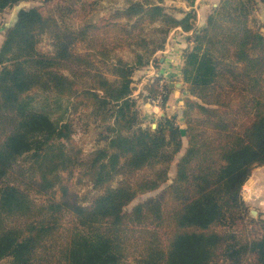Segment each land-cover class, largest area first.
<instances>
[{
  "label": "trees",
  "instance_id": "obj_1",
  "mask_svg": "<svg viewBox=\"0 0 264 264\" xmlns=\"http://www.w3.org/2000/svg\"><path fill=\"white\" fill-rule=\"evenodd\" d=\"M26 1L0 0V13L17 7L0 47V261L125 264L133 236L140 237L138 264H264V220L244 222L242 196L254 168L264 165V34L248 26L252 5L264 0H238L232 7L236 14L229 11L230 0L214 9L184 54V81L198 100L186 97L182 111L161 118L154 130L136 127L139 113L131 97L133 71L148 63L143 56L137 54L135 64L122 58L112 62L115 80L93 60L110 62L124 41L147 49L148 42L135 33L137 23L134 29L117 22L57 28L55 51L45 54L37 49L39 35L58 22ZM115 14L164 22L165 32L188 31L196 19L194 11L176 15L147 1H131ZM221 17L231 25L220 23ZM102 26L108 36L98 38V47ZM80 41H91L93 49L76 53ZM211 47L220 49L222 58ZM77 78H88L91 85L81 86ZM161 81L156 77L139 97L157 96ZM37 89L53 92L54 103L41 95L42 108L35 107L40 94L30 93ZM242 93L250 95L251 111L239 122L226 109ZM64 99L114 117L106 144L85 158L75 150L72 124L54 117ZM195 111L199 118H193ZM77 170L101 191L88 205L64 184ZM116 176L122 180L114 187ZM151 192L157 193L127 208ZM66 215L72 219L64 224ZM252 226L255 231L248 230Z\"/></svg>",
  "mask_w": 264,
  "mask_h": 264
},
{
  "label": "rangeland",
  "instance_id": "obj_2",
  "mask_svg": "<svg viewBox=\"0 0 264 264\" xmlns=\"http://www.w3.org/2000/svg\"><path fill=\"white\" fill-rule=\"evenodd\" d=\"M131 1H147L157 3L161 6L166 7L167 11H169L170 13L172 12L176 15H180V11H194L197 17L196 12L200 11V7L198 9L197 5L195 4L196 0H194L193 2H191V0H99L95 3H88L86 0H54L44 4L42 0H36V5L41 6L42 10L47 15L53 16L54 19H56L58 22L57 27H53L51 32H45L39 35L37 49L41 53L45 54H51L55 51L54 33L56 32L57 28L61 30V32H65L66 30H79L87 24L105 25L107 22H117L126 26L128 29H134L133 24L137 23L136 27L139 28L135 30V33H137L138 36L140 35V38H143L148 42L147 49L141 46L139 47L135 44H130V46L126 44L127 42L124 41L121 42L123 46L116 48L112 55L113 60H111L110 62L106 63L100 57H96L93 60L95 64L103 70V72L106 74V76H108L109 79L115 80V77L111 74L110 71L112 62L116 61L117 58H122L128 63L135 64L137 54L143 56V64L145 62L148 63L144 65H137L135 67L132 74L131 87L133 88V93L131 97L132 99L136 100V107L139 113V123L136 127L141 126L142 128H146L150 126L154 130L157 128L160 119L156 118V120H147L144 118L145 108L141 105L144 99L139 97L141 91L136 92V89L140 90L142 86H147L148 84L152 83V81L157 76L155 67L158 63L159 56L162 55V52H160V50L166 48V46L168 45L170 41L169 38L170 35H172L173 29H171L170 32L161 31L160 28L163 29L165 27V23L158 20L152 21L148 18H141L140 16H135L133 19H127L126 17H119L115 14L116 11L125 9ZM221 2L222 0H218L216 1V3H214V0H210L207 3V13H214V9L218 7ZM230 2V6L228 7L229 11L232 14H236V12L232 10V7L238 5L239 1L230 0ZM189 4L193 7H191ZM200 4L202 5L203 2L201 1ZM8 10L9 8L4 12ZM2 13H0V15H2ZM219 22L224 23L225 25H231V22L223 21L222 17L219 19ZM248 26L253 30L259 29L264 34V5L260 3L252 5L249 14ZM100 29V31L96 32L98 36L95 43L101 40L98 38H105V36H108L106 33V28H104V26H102ZM93 32L90 33V37L95 36ZM112 41L114 42V40H112L111 38L110 42ZM96 44L98 47H101L100 42ZM192 44L194 45V39ZM90 47L93 49L91 41H80L76 45H74V51L78 54L84 55L88 51L92 50L90 49ZM209 50L213 52L215 57L222 58V52L220 51V49L211 47L209 48ZM7 64H10V61H8ZM63 71L66 75L70 77L72 76V73L69 70L65 69ZM77 79L81 86L86 84L91 85V82L88 78ZM184 83L188 87V84L186 82ZM159 91H164L165 95L167 94L164 82L162 81ZM35 93L40 94V96H37L34 101V106L37 108H42V104H40L41 95L46 97V99L51 102L55 101L53 92L46 93L37 89L35 91H32L30 94L34 95ZM238 95H242V98L232 101V103H230L229 109H226V112L230 115L231 119L236 118L239 122H241L240 120H242V117H244V120L249 117L248 113L251 111V98L249 94L246 95L247 97H243V93ZM187 97L198 100L197 97L191 96L190 94ZM150 98L152 97L150 96L148 99ZM148 99L145 100L147 101V103L156 106L155 104L150 103ZM61 104V107H55L54 117L61 118L62 120L70 122L72 124V140L75 144V150L79 149L83 158L87 157L98 147L104 146L106 144V136L108 137L111 135V132H109L107 128L114 123V117L113 115H111V112L108 114V117L104 118L103 115L96 114L93 107L88 108L84 105L76 104L74 99H64L63 101H61ZM164 104L165 101H163L161 106H164ZM244 112L247 113V116L244 115ZM199 117L200 115L197 113V111H195L193 114V118L196 119ZM154 123L157 124L156 128L152 127ZM143 124H146V127H143ZM64 141L66 142V140ZM24 158L28 159V154L25 155ZM175 164L173 165L170 173L172 177L175 174ZM63 176L67 177L68 173L64 172ZM121 180V176H116L113 182V186L116 187ZM169 182L172 183L173 179L170 178ZM65 183L69 185V189L71 190V192H74L78 195L80 202L84 205H88L93 197L101 193L99 189H95L93 187L87 177L82 176V172L80 170H77L69 181L65 180L64 184ZM156 193L157 192H151L139 195L136 200L133 201L132 204L127 208H131L134 204L144 201L150 196L156 195ZM31 194L32 196L37 197L34 193ZM242 196L247 205V212L244 218V222H246V224L248 225L250 223V219L264 220V204L262 205V203L264 202V167L254 168L253 178L249 179V181L244 184L242 189ZM61 197V191L58 190L56 198L60 199ZM39 199L41 200V198ZM257 206H259L260 208ZM257 209H259L260 211ZM253 210L256 211L255 214L252 213ZM70 219H72V217L70 215H66L63 217L62 222L65 224ZM252 227H248V230L251 228L253 231H255L254 226ZM138 238L140 237L132 236L129 238L127 246L129 248L127 250L128 256L127 260H125V264H138L137 260L140 256L139 249H137L138 244L136 241ZM0 264H10V258L8 257L1 260Z\"/></svg>",
  "mask_w": 264,
  "mask_h": 264
},
{
  "label": "crops",
  "instance_id": "obj_3",
  "mask_svg": "<svg viewBox=\"0 0 264 264\" xmlns=\"http://www.w3.org/2000/svg\"><path fill=\"white\" fill-rule=\"evenodd\" d=\"M201 1L203 2L202 5L200 4ZM209 1L210 0H196L195 4L197 5L198 9L200 7V11L196 12L197 17L194 22V28L188 31L183 30L181 27L174 28L172 31V35H170L169 38L170 41L168 45L166 46V48L160 50V52H162V55L159 56L155 70L157 71L156 77L162 78V82H164L166 88V93H167V100L165 102L166 106L165 107L153 106L144 100L141 105L142 107L145 108L144 109L145 119L156 120V118L161 119L163 117H168V118H171L173 116L175 117L185 107L184 106L185 98L189 95V92L187 90V86L184 83L185 82L184 74H183V68L185 66L184 54L187 50L191 49V47L193 46L192 44L194 39L193 34L207 27L208 17L210 14L207 13V9H208L207 3ZM216 1L218 0H214V3H216ZM25 3L29 5L39 6L36 5V0H28ZM16 9L17 7L14 6L12 8H9L8 11L2 13V15H0V47L4 42L5 33L8 27L11 25V23L15 18V13L17 11ZM146 90H148V86H142L140 90L136 89V92L141 91V93L142 92L144 93V91ZM176 121H177L176 123L179 126L181 127L184 126L178 119ZM183 141L184 144L187 143V139L185 137L183 138ZM257 167H264V165ZM251 178H253V172L249 179ZM263 204L264 202L262 203V205Z\"/></svg>",
  "mask_w": 264,
  "mask_h": 264
},
{
  "label": "built area",
  "instance_id": "obj_4",
  "mask_svg": "<svg viewBox=\"0 0 264 264\" xmlns=\"http://www.w3.org/2000/svg\"><path fill=\"white\" fill-rule=\"evenodd\" d=\"M164 96H165V92L164 91H159V93L157 94V96L152 97L149 100L150 103L155 104L156 106H161L163 101H164Z\"/></svg>",
  "mask_w": 264,
  "mask_h": 264
},
{
  "label": "water",
  "instance_id": "obj_5",
  "mask_svg": "<svg viewBox=\"0 0 264 264\" xmlns=\"http://www.w3.org/2000/svg\"><path fill=\"white\" fill-rule=\"evenodd\" d=\"M142 126H143V127H146V124H143ZM156 126H157V124H156V123H154V124L152 125V127H153V128H156ZM252 213H254V214H255V213H256V211H254V210H253V211H252Z\"/></svg>",
  "mask_w": 264,
  "mask_h": 264
}]
</instances>
